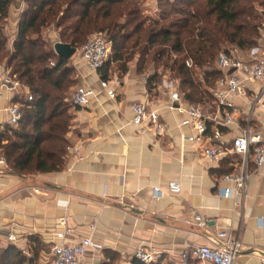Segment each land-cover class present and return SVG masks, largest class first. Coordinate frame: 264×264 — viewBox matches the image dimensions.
I'll list each match as a JSON object with an SVG mask.
<instances>
[{
    "label": "crops",
    "instance_id": "obj_1",
    "mask_svg": "<svg viewBox=\"0 0 264 264\" xmlns=\"http://www.w3.org/2000/svg\"><path fill=\"white\" fill-rule=\"evenodd\" d=\"M24 6V0H16L10 8L6 28L11 42ZM47 38L53 47L61 41L55 29L47 32ZM78 52L70 59L78 86L93 89L94 96L88 107H73L64 169L23 175L0 159V245L10 243L6 234L12 233L16 241L11 244L26 253L37 246L40 260L50 262L51 248L62 229L60 218L67 215L74 230L70 242L87 236L94 221L93 237L105 246L102 251L89 250L86 264H129L141 244L159 251L162 264H183L185 247L215 244L217 233L223 230L239 236L242 243L234 264H264V167L251 175L243 197H223L220 189L233 187L223 176L239 168L241 157L229 155L212 162L203 155L201 145L184 142L183 136L194 131L180 127L184 115L170 107L171 82L164 79L150 92L147 74L140 73L135 62L125 74L112 64L106 80L108 90L115 91V97H110L101 86L99 70L90 68ZM244 82L247 93L229 97L240 112L237 124L222 128L226 142L247 125L253 94L261 87ZM14 97L8 92L0 99V130L9 125L5 108ZM136 102L156 110L167 131L158 134L151 126L140 132L132 122ZM251 127L264 141L260 108L251 114ZM250 168L254 170L252 160ZM170 181L180 184V193L169 190ZM155 188L161 190L158 197ZM122 194L128 196L124 205L117 202ZM195 213L207 219L205 226L185 222Z\"/></svg>",
    "mask_w": 264,
    "mask_h": 264
},
{
    "label": "trees",
    "instance_id": "obj_2",
    "mask_svg": "<svg viewBox=\"0 0 264 264\" xmlns=\"http://www.w3.org/2000/svg\"><path fill=\"white\" fill-rule=\"evenodd\" d=\"M24 1L10 48L4 27L16 0H0V64H7L33 95L31 101L15 97L21 120L0 130V154L12 171L23 175L61 171L68 158L78 79L71 60L59 56L48 40L52 27L62 43L77 51L95 33L105 36L110 57L99 69L103 80L109 79L112 64L125 74L135 62L147 74L152 92L165 76L163 68L180 80L185 100L209 109L215 102L212 89L222 75L216 64L219 53H244L260 47L264 38V0H156L159 13L154 17L144 15L139 0ZM39 260L37 246L26 253L15 244L0 245V264Z\"/></svg>",
    "mask_w": 264,
    "mask_h": 264
},
{
    "label": "built area",
    "instance_id": "obj_3",
    "mask_svg": "<svg viewBox=\"0 0 264 264\" xmlns=\"http://www.w3.org/2000/svg\"><path fill=\"white\" fill-rule=\"evenodd\" d=\"M13 42H11V46ZM79 52H81L83 61L90 68L99 70L110 57V44L103 34L95 33ZM216 64L222 75L212 89L215 100L211 107L212 111H206L201 105L184 103L179 90V79H175V82L168 85L170 107L184 115L179 126L191 127L194 131L193 134L183 136L184 142L201 145L202 153L207 159L217 162L229 155L241 157L239 168L223 176V180L232 183L233 187H222L219 193L223 197H232L233 195L243 197L251 175L261 171L264 167V141L261 135L254 132L251 127L252 112L256 108H260L264 112V46L250 49L244 53L236 49H231L229 52L222 51L218 55ZM187 65L191 67L192 62L188 61ZM245 80L260 83L261 87L253 94L251 108L247 113V125L242 129L240 135L226 142L223 140L222 128L237 124V115L240 112L239 108L229 100V97L247 93ZM101 86L108 91L110 97H115V91L108 90V81L102 80ZM8 92L14 93L15 97L22 95L29 101L33 100L29 88L16 79L11 68L3 63L0 64V99ZM93 96V89L79 85L73 93L72 101L76 108L84 109L89 106ZM15 97L9 100L5 108L9 114L8 124L12 127L17 126L22 117L20 104L15 101ZM132 110L134 113L132 122L140 132L146 131L151 126L155 127L158 134L167 131L166 125L160 122L159 113L148 108L147 104L133 103ZM0 159L5 161L3 155ZM251 160L254 164L253 171L250 168ZM168 186L172 193L181 192V186L176 181H170ZM155 194L157 197L160 196L161 190L155 188ZM127 198L126 194H122L118 197L117 202L124 205ZM185 222L202 227L207 224V219L195 213L192 217L186 218ZM60 224L62 229L57 233L58 239L51 248L50 264H86L89 250L102 251L105 249V246L93 237L96 229L94 221L89 224V234L76 242L69 241L74 230L69 225L67 215L60 218ZM6 240L14 243L16 236L7 233ZM217 240L212 245H188L182 251V263L192 264V260H198L204 264H234L242 248L240 237L234 236L228 230H223L217 233ZM160 255L161 253L156 249L141 244L134 253V260L151 264L158 262ZM129 264L136 263L131 261Z\"/></svg>",
    "mask_w": 264,
    "mask_h": 264
},
{
    "label": "rangeland",
    "instance_id": "obj_4",
    "mask_svg": "<svg viewBox=\"0 0 264 264\" xmlns=\"http://www.w3.org/2000/svg\"><path fill=\"white\" fill-rule=\"evenodd\" d=\"M139 1H140L142 9L144 11V15H148V16H153L154 17V16H156L157 13H159V11H158L159 8H158V5L156 3V0H139ZM4 29H5V33L8 34L7 28H6V24H5ZM51 29L53 30L54 27H52ZM56 31H58V30H56ZM9 38H10V36H9ZM86 42H84L83 45L79 47L78 51L79 50L81 51V48L86 44ZM9 47L11 48V39L9 40ZM80 54H81V52H80ZM3 62H5V61H3ZM160 70L162 71V73H165V76L162 79V83H163L164 79L169 80L170 82H175V79L170 77L171 75H170V71L169 70L166 71V70H163V68H160ZM77 87H78V84L74 87V90ZM201 106H203V108H205L208 111L211 110L209 108H206L204 105H201ZM10 134L11 133H9V135ZM40 259H41V257H40ZM39 264H50V262H43V261L39 260ZM192 264H199V263L198 262H194Z\"/></svg>",
    "mask_w": 264,
    "mask_h": 264
},
{
    "label": "water",
    "instance_id": "obj_5",
    "mask_svg": "<svg viewBox=\"0 0 264 264\" xmlns=\"http://www.w3.org/2000/svg\"><path fill=\"white\" fill-rule=\"evenodd\" d=\"M54 50L59 56L66 60L71 59L77 53L76 48L72 47L70 44L62 43L61 41H57L54 44Z\"/></svg>",
    "mask_w": 264,
    "mask_h": 264
}]
</instances>
